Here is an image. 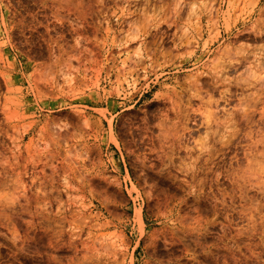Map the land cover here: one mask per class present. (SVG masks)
Wrapping results in <instances>:
<instances>
[{
    "label": "rangeland",
    "instance_id": "obj_1",
    "mask_svg": "<svg viewBox=\"0 0 264 264\" xmlns=\"http://www.w3.org/2000/svg\"><path fill=\"white\" fill-rule=\"evenodd\" d=\"M0 264H264V0H0Z\"/></svg>",
    "mask_w": 264,
    "mask_h": 264
},
{
    "label": "bare ground",
    "instance_id": "obj_2",
    "mask_svg": "<svg viewBox=\"0 0 264 264\" xmlns=\"http://www.w3.org/2000/svg\"><path fill=\"white\" fill-rule=\"evenodd\" d=\"M173 243V242H172Z\"/></svg>",
    "mask_w": 264,
    "mask_h": 264
}]
</instances>
